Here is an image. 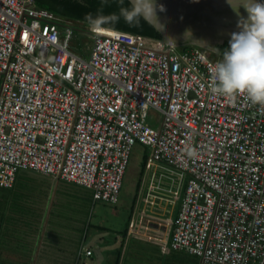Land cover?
I'll return each mask as SVG.
<instances>
[{
    "label": "built area",
    "instance_id": "obj_1",
    "mask_svg": "<svg viewBox=\"0 0 264 264\" xmlns=\"http://www.w3.org/2000/svg\"><path fill=\"white\" fill-rule=\"evenodd\" d=\"M74 25L35 0H0V188L30 171L117 204L141 144L151 156L125 242L147 216L171 233L162 254L264 264V107L214 97L218 60L199 48L115 30L93 34L86 59Z\"/></svg>",
    "mask_w": 264,
    "mask_h": 264
},
{
    "label": "rangeland",
    "instance_id": "obj_2",
    "mask_svg": "<svg viewBox=\"0 0 264 264\" xmlns=\"http://www.w3.org/2000/svg\"><path fill=\"white\" fill-rule=\"evenodd\" d=\"M74 29L77 36L73 40V50L89 59L93 45V35L86 33L85 28L76 24L74 25ZM180 46H182V49L186 47ZM217 59L215 58V60ZM1 84L2 82H0ZM150 114L151 120L154 123L153 127L156 128L160 123V116L154 111H151ZM150 156V150L146 146L141 144L134 146L120 200L117 204L93 203V192L91 190L64 181L60 182L55 177L47 178L44 176L45 178H43L36 175L38 181H35L34 184L37 188H41L35 190V194H38L37 197L41 195L38 199L39 201L36 199L34 202L31 198V201L27 203V207H29L28 213L20 212L22 214L14 216L7 209L5 211L7 214H0L5 216L4 221H6V224L0 227V235L7 229V224L11 225L13 223L12 217H14L13 221L16 222L15 217L33 218V212L39 216L42 214L45 217L44 222L42 221L41 223L38 238L35 237L38 240V242H35L36 252H40L33 256V264H75V260L78 259V254L75 255L77 253L75 247L76 245L80 247L81 238H84V234L87 235V233L88 238L83 247L84 253L87 249L91 248L94 255L93 257L83 255L82 261L78 262V264H109L106 261L105 255L117 250L122 243V236L128 227L132 202L137 194V190L139 191L137 185L140 180L143 164L150 159ZM185 180H188V176H186ZM46 185L48 186L47 189ZM42 190L46 195L43 194ZM15 193L16 199L22 203L23 189L18 188ZM54 194L56 199L53 196ZM139 194L141 195L142 193L139 192ZM47 196L50 197L47 199ZM87 224H91V227L87 226ZM78 226L80 229L77 231ZM19 230H15L18 244L26 239L25 235L27 234L26 232H18ZM35 238H30V241H34ZM5 243L6 246L1 245L0 248L2 246L5 248L11 246L19 251L23 248H15V246L11 245V242L9 243L7 237ZM22 244L20 243L19 245ZM127 247L128 244H126L125 248ZM23 250L25 251V247ZM135 254H146V250L137 251L136 241L132 240L126 255L128 258H133ZM4 257L2 251H0V258ZM132 258H129V260ZM135 260V258L132 259V264L136 262ZM149 260L148 256L145 255V258L141 262L142 264H156L155 261L152 263ZM189 261L193 262L192 259H189Z\"/></svg>",
    "mask_w": 264,
    "mask_h": 264
},
{
    "label": "clouds",
    "instance_id": "obj_3",
    "mask_svg": "<svg viewBox=\"0 0 264 264\" xmlns=\"http://www.w3.org/2000/svg\"><path fill=\"white\" fill-rule=\"evenodd\" d=\"M118 11L105 13L109 0H101V6L95 15L88 13L84 19L94 34L115 31L116 25L123 19L130 27H142L146 22L154 30L166 31L158 13L166 12L158 0H116ZM227 3L237 15V29L232 32L229 47L223 51L212 49L220 56L210 69L211 94L214 97H224L235 100L238 96L246 97L251 104L264 107V2L261 0H227ZM241 9L247 13L244 16ZM184 39L194 41L191 29H186ZM166 44L176 47V39L166 37ZM183 152L190 159L199 155L191 144H185Z\"/></svg>",
    "mask_w": 264,
    "mask_h": 264
},
{
    "label": "trees",
    "instance_id": "obj_4",
    "mask_svg": "<svg viewBox=\"0 0 264 264\" xmlns=\"http://www.w3.org/2000/svg\"><path fill=\"white\" fill-rule=\"evenodd\" d=\"M127 3H128V0H125L126 5H127ZM35 4L39 8L46 9V10L54 13L55 15L59 16V17H62L66 20H70L74 24L79 25L82 28H85L86 33H90L91 35L94 34L90 31L84 17L88 13H92L93 15H95L97 12V9L101 6V0H35ZM104 11L106 14L117 12L118 11V3L116 2V0H109L108 6L104 8ZM141 23H142V27H140V28L130 27L126 23H124L123 19H121V21L116 25V30L122 31L125 33H129V34H133V35L145 36V37L155 39V40H164V37L161 33L154 30L146 22L142 21ZM190 42L191 41L184 39V40L180 41V44L181 45H187L185 47L186 50L190 49L191 47L199 48L202 51L206 52L213 60H215V58L217 56L220 57V59H221V56L216 51H214L212 49H219V50L223 51L229 47L228 43H224L221 45H215V46H202V45H194V44H191ZM217 60H219V58ZM146 162H144V164H143V169L141 171L140 180H139V183L137 185L138 189L140 187L141 179L143 178V176L146 172ZM36 175L42 176L40 174L33 173L30 171L20 172L17 175L16 182H15L13 188H10V189L0 188V214H7L5 211L8 209L9 213L11 212L14 216H16V214H18V215L22 214L20 212L26 213L27 210H29V207H27V205H28L27 203L31 201V198L35 202L36 199L38 200L39 197H41V195H39V197H37L38 194L37 195L35 194L36 189H41V188H37V186L34 184L35 181H38L36 179V178H38ZM42 177L45 178L44 176H42ZM58 181L61 182V180H58ZM76 186H78V185H76ZM18 188H22L24 191L23 197H22V199H23L22 203H20L16 199L15 191ZM47 188H48V186L46 185V189ZM137 192H138V190H137ZM43 194L46 195V193L44 191H43ZM137 195H138V193L135 195L134 200L132 202L130 217L132 216V213L135 209V203L137 201V198H136ZM49 197L50 196H47L46 198L48 199ZM93 203H96V202H94V200H93ZM33 215H34L33 218L15 217L16 222L13 221L14 217H12L13 223L11 225L10 224L6 225L7 229L4 230V232L0 235V246L1 245L6 246L5 241H6V237H7V239L9 240V243L10 242L12 243L11 245L15 246V248H17V247L18 248L19 247L24 248L25 247V251L23 250V248H22V250L19 251V250L14 249L11 246L9 248L8 247L5 248L4 246H2L0 248V251H2V255L5 257L2 259L0 258V264H33V260H34L33 256H35V254H36L35 242H38V240L36 238H38V236H39L40 226H41L42 221L44 222V218H45V217H43L42 214L39 216L33 212ZM4 220H5V216L0 215V227H2L3 225L6 224V221H4ZM38 221H39V224H38ZM16 229H20L18 232H26L27 233V234L25 233L26 239L23 240V242L18 241L19 244L23 243L22 245H19L17 243V240H16L17 235L15 232ZM9 230H10L11 234H10ZM85 236H87V235H84L83 240L85 239ZM28 237H30L32 239L35 237L36 238L34 241H30V238H28ZM81 241H82V239H81ZM78 250H79V248H78ZM123 250H124V246H123V248H120V251L117 254L115 264H121L123 254L125 252V251L123 252ZM188 258L189 257L183 255V264H197L193 259H192L193 262L191 263L189 261L190 258L189 259ZM75 264H78V260L75 261Z\"/></svg>",
    "mask_w": 264,
    "mask_h": 264
},
{
    "label": "water",
    "instance_id": "obj_5",
    "mask_svg": "<svg viewBox=\"0 0 264 264\" xmlns=\"http://www.w3.org/2000/svg\"><path fill=\"white\" fill-rule=\"evenodd\" d=\"M158 3L166 8V12L158 13L166 25L165 32L158 31L164 40L158 41L166 43V37L172 36L176 39V45H180L185 30L191 29L194 41H202L204 46H215L229 44L230 34L238 31V17L227 0H158ZM241 13L247 16L244 9H241Z\"/></svg>",
    "mask_w": 264,
    "mask_h": 264
},
{
    "label": "crops",
    "instance_id": "obj_6",
    "mask_svg": "<svg viewBox=\"0 0 264 264\" xmlns=\"http://www.w3.org/2000/svg\"><path fill=\"white\" fill-rule=\"evenodd\" d=\"M54 198L56 199L55 194L53 195ZM55 203V202H54ZM53 203V205H54ZM52 205V207H53ZM147 218V221H143V222H139L136 227H135V233L132 234L131 236H129V238L127 239V241L125 242L126 238L128 237V231H129V226H130V222H131V217L129 218V222H128V227L127 230L125 231L124 235L122 236V243L120 245V247L115 250V251H111L109 254H106V261L109 264H115L116 258H117V254L120 251V248H123L124 246V254H123V258H122V262L121 264H132V259H136L135 263L133 264H142V260L145 258V255L148 256V258L150 259L149 262H152L156 264H183V253H178V252H172L170 254H162L159 252L160 250V244H161V238L164 237H169L168 241H170L171 239V233H169V235H167L166 233V228L164 226L157 228V221L148 219V217L146 216L145 219ZM150 218V217H149ZM87 226L91 227V224ZM80 229V227L78 226L77 231ZM101 230V229H100ZM103 230V229H102ZM158 230V231H157ZM73 233V232H72ZM85 235V234H84ZM88 238V233L87 236H85V239L81 241L80 246L81 247H75V250L77 251L76 254H78V262L80 263L82 261V256L85 255L86 257H93L94 252L92 251L93 249H87L90 250L92 252L91 256H87L86 252L84 253V245L87 241ZM132 240L136 241V245H137V251H142V249L145 251L146 250V254H135V256L129 257L132 258L131 260H129L127 254V249L129 247V245L131 246ZM125 243L128 244V247L125 248ZM79 248V250H78ZM86 250V251H87ZM40 251L36 252V255L39 253ZM37 258V257H36ZM140 258V259H138ZM189 259V258H188ZM191 259V258H190ZM75 260V261H76ZM86 260V259H85ZM196 261V260H194ZM197 263V262H196ZM97 264V263H96Z\"/></svg>",
    "mask_w": 264,
    "mask_h": 264
},
{
    "label": "flooded vegetation",
    "instance_id": "obj_7",
    "mask_svg": "<svg viewBox=\"0 0 264 264\" xmlns=\"http://www.w3.org/2000/svg\"><path fill=\"white\" fill-rule=\"evenodd\" d=\"M216 58H219L220 59V57H218V56Z\"/></svg>",
    "mask_w": 264,
    "mask_h": 264
}]
</instances>
